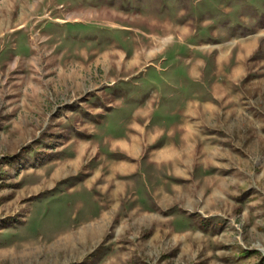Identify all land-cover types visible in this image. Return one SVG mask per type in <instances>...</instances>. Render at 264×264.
<instances>
[{
	"label": "rangeland",
	"instance_id": "obj_1",
	"mask_svg": "<svg viewBox=\"0 0 264 264\" xmlns=\"http://www.w3.org/2000/svg\"><path fill=\"white\" fill-rule=\"evenodd\" d=\"M262 249L264 0H0V264Z\"/></svg>",
	"mask_w": 264,
	"mask_h": 264
},
{
	"label": "crops",
	"instance_id": "obj_2",
	"mask_svg": "<svg viewBox=\"0 0 264 264\" xmlns=\"http://www.w3.org/2000/svg\"><path fill=\"white\" fill-rule=\"evenodd\" d=\"M71 109H73V108H71ZM113 140H115V141L113 142ZM131 141H133V142H130L131 145H129V143H128L129 140L125 139V138H116V139H111L109 141V142L113 143L115 145V147L119 148L121 150V152L124 154L122 157H119V159L115 158L113 160V158H111V159H109V161H107L110 164L111 171H109V174L107 176H105L106 177L105 181H107V180L111 181L112 179H114L115 182L117 181L116 182L117 183L116 184V190H114V194H113L114 197H118V196L121 197L122 192H123L122 189L125 187V185H122L123 184L122 183L123 181L121 180L122 175L127 173V169H129V166L135 164V161L133 159H135V156H136L137 150L135 151V148L137 149L138 141L135 139H132ZM107 148H110V146H107L106 149ZM107 162L105 161V163H107ZM142 163H140V165ZM98 171H99V169H97L96 172L94 174H92L94 176H92L91 179L96 180ZM123 177H124V175H123ZM124 193H125V191H124ZM105 197L108 198L109 196L105 195ZM104 205H105V203H104ZM106 210L107 209L105 208L103 213H105Z\"/></svg>",
	"mask_w": 264,
	"mask_h": 264
},
{
	"label": "bare ground",
	"instance_id": "obj_3",
	"mask_svg": "<svg viewBox=\"0 0 264 264\" xmlns=\"http://www.w3.org/2000/svg\"><path fill=\"white\" fill-rule=\"evenodd\" d=\"M17 2V1H16ZM21 2V1H20ZM19 3V2H18ZM17 3V4H18ZM21 4V3H20ZM19 5V4H18ZM17 5V6H18ZM22 5V7L24 8V9H26L27 8V6L25 5V3L24 4H21ZM20 5V6H21ZM20 10H23V9H20ZM27 10V9H26ZM21 18H23V12L21 11V13H20V15L18 16V20H20ZM4 25V24H3ZM19 27H23L22 25H20ZM131 63V62H130ZM80 154V153H79ZM263 250V252H264V249H262Z\"/></svg>",
	"mask_w": 264,
	"mask_h": 264
}]
</instances>
